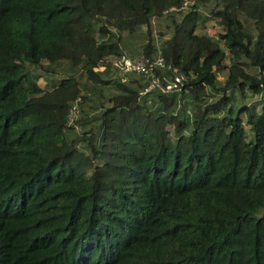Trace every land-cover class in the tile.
Returning a JSON list of instances; mask_svg holds the SVG:
<instances>
[{"label": "trees", "instance_id": "trees-1", "mask_svg": "<svg viewBox=\"0 0 264 264\" xmlns=\"http://www.w3.org/2000/svg\"><path fill=\"white\" fill-rule=\"evenodd\" d=\"M183 1L0 0V264H264V0ZM136 37L179 92L114 66Z\"/></svg>", "mask_w": 264, "mask_h": 264}, {"label": "built area", "instance_id": "built-area-1", "mask_svg": "<svg viewBox=\"0 0 264 264\" xmlns=\"http://www.w3.org/2000/svg\"><path fill=\"white\" fill-rule=\"evenodd\" d=\"M195 0H184L179 8L171 7L167 12L178 10L187 11L194 5ZM158 53L152 59L144 58L143 56L129 57L123 53L120 58L114 63V66L123 75H136L147 82L146 87L142 91L143 95L158 91L162 94L179 92L185 82V76L177 68L166 64L162 56L159 46ZM78 116L77 106L70 109L69 120L72 122Z\"/></svg>", "mask_w": 264, "mask_h": 264}, {"label": "rangeland", "instance_id": "rangeland-1", "mask_svg": "<svg viewBox=\"0 0 264 264\" xmlns=\"http://www.w3.org/2000/svg\"><path fill=\"white\" fill-rule=\"evenodd\" d=\"M204 14H205V17H206L205 24H204L206 26V29L207 30L210 29L211 31L212 30L215 31L217 29L219 30V27H218V25L216 23L215 18H213L210 14H208L206 12H204ZM162 20H163V18H160L159 20H155L154 23H153L154 32H153V36L152 37H153V39H154L155 42H159V36L157 35V33L160 32V31H162L164 29L165 24H166ZM133 42H134V44L132 43L133 47L130 48L129 50L128 49L125 50L126 51V54L129 57H130V54H132L134 51H136L138 49V46L140 44L137 37H136V40H133ZM228 62H229L228 60H225L224 61V65H225L226 68L229 65ZM226 68L221 69L219 72H217V80L215 82V87L216 88H219L221 86V84H222L223 79L226 78V75H227V69ZM112 70L113 69H110L107 72H111ZM39 71H40V69L38 70V69H35L34 68L33 69V74L34 75L35 74H38L40 77L41 76L42 77L48 76L47 73H45L43 71H41V72H39ZM98 71L99 72H102L104 70L103 69L102 70L99 69ZM104 72H102L101 76L105 80H111L112 77H110V78L106 77L107 76V73L104 74ZM49 75L52 76V77H55L57 79H60L61 78V76H58L57 74H49ZM48 78H51V77H48ZM39 84L41 86H43V83L41 81H39ZM47 86H48V83H47ZM207 90H208L209 94H211L210 95V103L216 102L218 99H220L221 94L216 93L210 87H207ZM104 94H105V96L103 98L104 101H106L110 96H112L114 94H116L115 96H118L119 95V93H115L113 90H110L109 86H104ZM227 95L231 96V98L233 99V106L234 107H238L240 105L241 106H243V105L249 106V105H252V104L255 105V104H257V101L259 100V97L258 96H251L249 94V92H247V91L244 92V95L240 94V92L237 91V90L236 91H229L227 93ZM92 102H93V99L90 100V104H92ZM94 112L95 111H93L92 114H94ZM246 129H248V128L246 127ZM79 146H80L79 148L82 147L81 145H79ZM104 161H105V159L96 160V163L95 164H97V163L100 164V163H102Z\"/></svg>", "mask_w": 264, "mask_h": 264}, {"label": "crops", "instance_id": "crops-1", "mask_svg": "<svg viewBox=\"0 0 264 264\" xmlns=\"http://www.w3.org/2000/svg\"><path fill=\"white\" fill-rule=\"evenodd\" d=\"M131 57H138V56H132V55H130ZM99 69H103V68H99ZM99 69H95V71H97V70H99ZM107 77L108 78H110V77H112L111 79H113V74H112V71L111 72H107ZM130 77H136V75H130ZM138 77V76H137ZM107 78V79H108Z\"/></svg>", "mask_w": 264, "mask_h": 264}]
</instances>
